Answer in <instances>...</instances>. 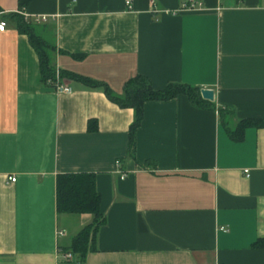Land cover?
Listing matches in <instances>:
<instances>
[{
	"label": "crops",
	"instance_id": "obj_1",
	"mask_svg": "<svg viewBox=\"0 0 264 264\" xmlns=\"http://www.w3.org/2000/svg\"><path fill=\"white\" fill-rule=\"evenodd\" d=\"M186 1L0 0V264H264L252 247L264 239V128L233 140L215 110L230 127L264 116V0ZM10 14L53 26L63 72L115 94L137 74L155 89L210 88L214 110L183 95L145 102L130 155L133 110L78 80L62 78L71 93L43 87ZM69 173L94 176L105 219L85 262L60 257L92 220L56 211Z\"/></svg>",
	"mask_w": 264,
	"mask_h": 264
},
{
	"label": "trees",
	"instance_id": "obj_2",
	"mask_svg": "<svg viewBox=\"0 0 264 264\" xmlns=\"http://www.w3.org/2000/svg\"><path fill=\"white\" fill-rule=\"evenodd\" d=\"M30 0H18L19 8H24ZM17 29L24 33L32 48L37 54L39 61L40 81L43 87L52 89L55 80L56 70L59 77L81 81L92 88H102L106 97L121 108L133 110V121L128 130L127 151L130 155L134 152L135 132L138 128L142 115L143 104L153 100H169L179 95L187 98L189 103L196 108L214 110L213 102L204 100L200 96V88L179 82H168L162 89L152 87L150 80L143 75H135L130 78L122 88L120 94L113 93L105 84L69 74L57 69L53 63L55 44L53 38V26L36 24L25 20L16 14H10ZM219 121L225 126L231 139L241 140L244 132L249 128H264V116L262 118L240 119L233 127L228 125L226 108L217 107ZM56 211L63 214L92 215L89 224L83 226L70 240L67 247L59 248L62 253H71L75 259L85 262L89 253L95 251L96 234L104 224L105 219L100 212V195L95 187V179L88 173L61 174L56 177ZM254 248H264V239H257L253 244Z\"/></svg>",
	"mask_w": 264,
	"mask_h": 264
},
{
	"label": "built area",
	"instance_id": "obj_3",
	"mask_svg": "<svg viewBox=\"0 0 264 264\" xmlns=\"http://www.w3.org/2000/svg\"><path fill=\"white\" fill-rule=\"evenodd\" d=\"M127 5L130 4L129 1L126 2ZM202 9V4L201 2H199L198 0H187L186 2H184L181 7L180 10H184V11H195V10H201ZM34 20L36 22H41L45 20V16H39L34 18ZM6 28V23L0 19V32H3ZM52 90L55 93H71L72 92V88L65 84L63 82V80L59 77L58 75V71L56 70V74H55V80L53 81V87ZM119 163V162H117ZM245 175H247V171L248 170H243ZM120 172V171H119ZM124 174H120V177H123ZM15 176H11L7 178V181H9L10 183L15 182ZM59 234H62V232L59 231ZM60 257L63 260H71L73 258V255L71 253H61Z\"/></svg>",
	"mask_w": 264,
	"mask_h": 264
},
{
	"label": "water",
	"instance_id": "obj_4",
	"mask_svg": "<svg viewBox=\"0 0 264 264\" xmlns=\"http://www.w3.org/2000/svg\"><path fill=\"white\" fill-rule=\"evenodd\" d=\"M200 96L207 101L213 100V90L210 88H200Z\"/></svg>",
	"mask_w": 264,
	"mask_h": 264
}]
</instances>
